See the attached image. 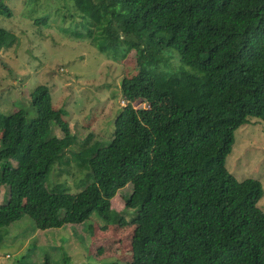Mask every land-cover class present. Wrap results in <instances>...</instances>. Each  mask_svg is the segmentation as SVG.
Returning <instances> with one entry per match:
<instances>
[{"label":"trees","instance_id":"obj_1","mask_svg":"<svg viewBox=\"0 0 264 264\" xmlns=\"http://www.w3.org/2000/svg\"><path fill=\"white\" fill-rule=\"evenodd\" d=\"M66 1L100 51L131 47L138 71L121 79L126 105L108 142L89 135L74 154L86 182L76 194L48 180L75 142L49 88L38 85L28 105L0 112V185L9 190L0 243L23 202L53 228L92 213L124 225L109 200L130 185V264H264L262 184L239 181L225 166L234 131L250 118L264 121V0ZM0 15H12L2 0ZM12 39L0 27V48Z\"/></svg>","mask_w":264,"mask_h":264},{"label":"rangeland","instance_id":"obj_2","mask_svg":"<svg viewBox=\"0 0 264 264\" xmlns=\"http://www.w3.org/2000/svg\"><path fill=\"white\" fill-rule=\"evenodd\" d=\"M2 2L12 15H0V27L13 39L0 48V112L9 114L28 105L30 92L38 85L49 88L53 108L66 111L64 120L75 142L61 154L48 180L52 185L61 182L67 192L76 194L86 182L74 154L89 135L91 143L110 139L114 119L126 105L121 79L138 71L135 51L124 46L100 51L97 40L82 31L81 18L70 1ZM132 106L147 105L136 101ZM52 135L62 136L57 126L52 127ZM225 166L239 181L261 182L263 195L257 206L264 212V121L250 118L234 131ZM130 191L126 185L109 200V208L122 215L124 225H106L92 213L85 221L53 228L42 210L23 202L22 217L2 229L0 264H43L45 259L51 264H130L135 228L134 212L125 207ZM8 193V187L0 185V203L6 202Z\"/></svg>","mask_w":264,"mask_h":264},{"label":"bare ground","instance_id":"obj_3","mask_svg":"<svg viewBox=\"0 0 264 264\" xmlns=\"http://www.w3.org/2000/svg\"><path fill=\"white\" fill-rule=\"evenodd\" d=\"M95 20V19H94Z\"/></svg>","mask_w":264,"mask_h":264}]
</instances>
